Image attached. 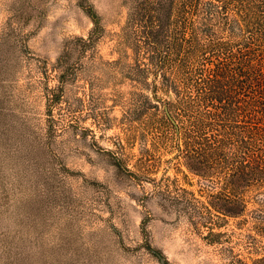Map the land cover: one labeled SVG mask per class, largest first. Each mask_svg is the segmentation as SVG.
I'll use <instances>...</instances> for the list:
<instances>
[{
	"label": "rangeland",
	"instance_id": "1",
	"mask_svg": "<svg viewBox=\"0 0 264 264\" xmlns=\"http://www.w3.org/2000/svg\"><path fill=\"white\" fill-rule=\"evenodd\" d=\"M133 2L0 0V264L264 255L252 221L215 217L210 228L223 234L212 238L186 210L185 191L205 202L204 185L176 158L172 135L166 143L150 88L130 76ZM91 13L99 32L86 44Z\"/></svg>",
	"mask_w": 264,
	"mask_h": 264
},
{
	"label": "trees",
	"instance_id": "2",
	"mask_svg": "<svg viewBox=\"0 0 264 264\" xmlns=\"http://www.w3.org/2000/svg\"><path fill=\"white\" fill-rule=\"evenodd\" d=\"M90 15L86 44L99 32ZM126 38L130 76L150 88L166 143L172 135L176 158L204 185L205 202L185 191L190 216L212 238L223 234L210 228L215 217L252 221L264 237V0H134Z\"/></svg>",
	"mask_w": 264,
	"mask_h": 264
},
{
	"label": "water",
	"instance_id": "3",
	"mask_svg": "<svg viewBox=\"0 0 264 264\" xmlns=\"http://www.w3.org/2000/svg\"><path fill=\"white\" fill-rule=\"evenodd\" d=\"M161 263H162V264H166V262H165L164 259H161Z\"/></svg>",
	"mask_w": 264,
	"mask_h": 264
}]
</instances>
